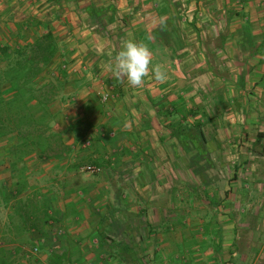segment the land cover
<instances>
[{"label": "crops", "instance_id": "crops-1", "mask_svg": "<svg viewBox=\"0 0 264 264\" xmlns=\"http://www.w3.org/2000/svg\"><path fill=\"white\" fill-rule=\"evenodd\" d=\"M158 1L0 0V37L7 39L16 27L13 17L18 23L28 19L30 29L33 18L42 21L61 38L63 57L54 62H64L67 71L63 91L50 109L54 112L52 128L61 134L68 149L58 157L27 158L29 185L18 196H29L33 203L45 202L51 218L40 230L25 229L16 213L17 199L6 203L0 197V245L9 240L5 245L9 256L14 255L16 246L27 253L26 243L30 242L33 248L35 244L39 247L36 253L30 250L33 257L40 255L42 259L53 251L72 258V264H141L138 259L142 264H184L182 258L187 255L197 264L216 263L213 257L207 261L202 257L212 252L197 243L206 237L189 229L184 233L189 223L183 218L185 213L178 212L187 171L201 174L207 166L199 173L194 171L204 160L191 165L193 151L185 152L170 129L204 122L205 132L212 134L208 166L223 160V155L228 159L233 151V177L241 172L250 179L248 174L253 171L258 175L263 172L264 0H252L262 1L256 4L258 11L247 8L249 0L240 4V14H229L232 8L228 4L222 10L224 33L217 30L219 43L211 45L213 52L225 57L221 61L226 68L219 65L218 75L202 56L198 38L202 36L189 25H179V20L184 46L173 50L158 44L155 47L169 56L155 60V47L142 38L146 35L155 42L152 32L168 16L157 14ZM244 20L251 25L253 46L236 43ZM193 46L202 57L191 56L196 51ZM260 47L261 54L250 51ZM193 59L197 64L187 68ZM204 65L206 71L201 69ZM204 75L224 85L220 93L224 100L230 98L224 108H215L217 90L211 95L215 99L209 108L196 99L204 88L197 87V80ZM240 79L243 84L237 82ZM232 88L236 89L234 94L230 93ZM104 91L112 96L107 102L100 100ZM222 126H235L239 132L225 139L226 150L220 152L223 138L216 132ZM250 141L262 143V151L249 149ZM228 145L233 147L231 151ZM255 156L257 164L252 162ZM85 165L98 170L83 171ZM0 175L9 187L8 161ZM174 178L182 186L171 184ZM171 202L177 206L171 209ZM173 209L178 215H170Z\"/></svg>", "mask_w": 264, "mask_h": 264}, {"label": "trees", "instance_id": "trees-1", "mask_svg": "<svg viewBox=\"0 0 264 264\" xmlns=\"http://www.w3.org/2000/svg\"><path fill=\"white\" fill-rule=\"evenodd\" d=\"M87 11L91 12L88 8ZM156 11L160 17L166 14L168 16L161 19L153 30L155 42H151L146 35L142 38L143 41L151 47L159 44L173 50L182 48L183 34L178 25L177 3L172 0H159ZM28 22L27 19L19 23L12 32H9L7 39L0 37V139L6 138L9 141V149L5 155L11 178L9 187L2 183V179L0 180V197L6 203L16 198L18 204L16 213L22 218L24 228L40 230L51 218L45 202L33 203L29 196L23 199L18 196L29 185L27 158L58 157L68 149L61 134L52 128L54 112L50 109V104L64 88L67 71L64 62L58 63L50 77L42 78L56 58L63 57L61 38L38 19H32L31 29ZM241 40L238 41V45L243 47L244 43H240ZM260 51L262 47L254 50L255 53ZM238 82L243 84L241 79ZM215 101L216 109L225 107L220 92L217 93ZM204 125V122L197 120L170 129L171 136L185 152L193 151L191 165L197 163L199 159L204 160L200 168L194 170L197 173L199 169L210 164L206 155L210 152L209 141L212 134H206ZM5 155L0 156V164L5 161ZM31 204L34 205L33 208ZM4 241V244L0 245V264L73 263V259L66 254L53 251L47 255L45 262H36L30 259L20 246L14 247V255L9 256V250L5 247L9 240ZM138 261L142 264L141 260Z\"/></svg>", "mask_w": 264, "mask_h": 264}, {"label": "rangeland", "instance_id": "rangeland-1", "mask_svg": "<svg viewBox=\"0 0 264 264\" xmlns=\"http://www.w3.org/2000/svg\"><path fill=\"white\" fill-rule=\"evenodd\" d=\"M172 1L177 3L179 25H189L193 28V31H196L197 34L202 36V38L198 37L200 42L199 47L203 53L202 56H204L205 60L207 59V61L211 62L210 65L215 69L213 72H216L218 75L219 65L222 68H226V65L222 64L223 61H225V57L222 56V53L213 52L211 48L213 43H219V34L222 33L220 30L224 33L225 19L221 15L223 14L222 10L226 8L225 6L228 4L227 6L232 8L229 10L232 15L237 12L240 14V11L238 10L239 6L240 4L247 2V0H240L241 3L236 2V0ZM249 1L251 2L247 3V8H252L253 11H258V6L256 4L257 2L261 4L263 0L261 2H253L252 0ZM262 8V6L259 7L260 10ZM192 13H196L197 16L195 14L192 15ZM183 17L187 19L184 20ZM16 19L17 20L13 17L11 22L16 23L15 26H18L19 20L18 18ZM245 21L246 20L242 22V32L244 37L240 39L237 38L236 43L238 44V41L242 39L240 43L253 46L251 25ZM197 28H199L200 31ZM217 30H219L220 33L215 35ZM193 48H195V46H193ZM194 50H196V48ZM153 51L154 52H152V54H154L153 56L157 58L155 59L156 61L166 59L169 56L165 55L163 53L164 51L160 47H155ZM250 51L255 53L252 48H250ZM259 53L261 54V51ZM195 55L202 57L197 50L191 53V56ZM187 58H189V56ZM221 59L223 61H221ZM194 60L195 59H193V62L190 63L187 68L192 67L193 69V64H197ZM56 66L57 65L54 62L44 72L42 78L45 79L50 77L51 72L56 69ZM202 68L204 69L206 66L204 65L201 69ZM230 68L231 70L237 69L235 66H230ZM204 70L206 71V69ZM156 72L159 73L160 69ZM197 72H199V69ZM197 72L194 76L197 75ZM224 74L228 76L226 71ZM190 75H192V73ZM228 77L230 78V76ZM197 81V87L200 88V86H204V88L201 89L196 99H199V103H202L209 108L211 103L214 102L213 99H215L212 98L211 95L215 93V90H217V92H222L224 85H221V81L219 82V80L216 79L213 80L211 77L209 79V77L205 75ZM227 85L230 84L228 83ZM210 87L211 89H208ZM234 90L236 89L232 88L230 93L234 94ZM227 91L228 90L226 89L223 90L226 97L228 95ZM239 98L241 97L239 96ZM224 102L225 105H227L230 102V98H225ZM205 130L207 129L205 128ZM237 131L239 132V129L235 126L234 128L233 126L228 128L226 126H222L218 129L216 132L218 138H223L220 152L224 151L223 148L226 150L225 139L234 137ZM206 132L209 133L208 131ZM209 147H211L210 144ZM227 148L231 151L233 147L228 145ZM8 149L9 141L6 138H1L0 156L2 157L5 155ZM249 149L253 150L255 153H259L263 149L262 143L258 144L253 141L249 146ZM232 152H229V157L227 156L228 159H226V155H223V160L218 159L217 161H214L215 165L212 162L211 166H207L203 169V171H200L201 174H196L193 171H187L185 177L183 178L186 181L185 184H183L186 190L185 192H179L181 203L179 204L180 207L178 212L180 214L185 213L183 218L186 219V223H189L186 224L184 233H187V229H189V232H193V234L199 236L201 235L202 238L206 237V239H202L201 242H197L202 243V248L207 247L212 250L210 253L211 256L205 255V253L202 255L205 261L209 260V257H213L216 262L213 264H264V169L263 172L260 171L259 175L257 174V171H253V174H248V178L250 179H245V176L240 174L241 172L236 173L235 177H233L234 162L231 160H234L235 157ZM260 154L263 155V159H260L262 160L264 167V153L260 152ZM257 160L258 157L255 156L252 162L257 164ZM6 162L7 160L0 164L1 170L3 169V164ZM174 179L175 181L171 182V184H179L182 186L181 183H177L176 178ZM246 183L247 185H245ZM245 186H247L248 189H246ZM194 187H196L195 190ZM181 196L183 197L184 202L183 199H181ZM172 205L177 206V203L170 204L171 209L173 208ZM178 212H176V209H173L170 211V215L176 216ZM176 229L177 228H175V230ZM176 232L178 231L176 230L174 233ZM26 245H28L27 256L30 259L35 260L36 262H45L47 255L43 256L42 259L40 255L38 257H33L34 255L30 253V250L33 249V243L30 244V242H27ZM34 246H36V244ZM180 256L181 255H179V258H181ZM182 259L186 260V264H197V261H195V258L192 256L187 255V257H183Z\"/></svg>", "mask_w": 264, "mask_h": 264}, {"label": "built area", "instance_id": "built-area-1", "mask_svg": "<svg viewBox=\"0 0 264 264\" xmlns=\"http://www.w3.org/2000/svg\"><path fill=\"white\" fill-rule=\"evenodd\" d=\"M111 94L108 91H104L100 93V100L101 102H107L110 98H111ZM83 171H87V172H95L96 170H98L97 167L93 166V165H85L81 168ZM38 251V247L35 246L31 252L32 253H36Z\"/></svg>", "mask_w": 264, "mask_h": 264}]
</instances>
